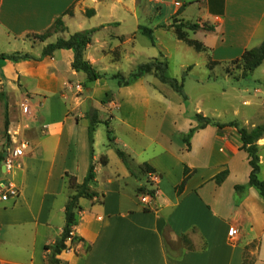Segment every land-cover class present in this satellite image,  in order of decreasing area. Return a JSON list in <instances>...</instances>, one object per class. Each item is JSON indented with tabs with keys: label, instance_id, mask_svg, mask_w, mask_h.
Masks as SVG:
<instances>
[{
	"label": "crops",
	"instance_id": "1",
	"mask_svg": "<svg viewBox=\"0 0 264 264\" xmlns=\"http://www.w3.org/2000/svg\"><path fill=\"white\" fill-rule=\"evenodd\" d=\"M81 1L0 0V38L23 44L0 54L21 51L41 56L49 42L28 35L46 31L72 5L73 15H63L66 26H77L72 33L85 30ZM168 1L175 6L171 15L179 12L182 22L214 27L192 31L214 63L240 60L264 41V0ZM82 2L89 6V0ZM193 7L197 14L188 18ZM59 36L56 33L52 42ZM37 43L40 49L32 51ZM73 60L72 49H59L39 60L0 63V96L11 99L10 112L27 99L34 113L23 118V125L11 120L9 126L11 138L26 139L29 147L12 174H5L3 167L0 171V183L14 180L20 190L15 199L0 197V264H48L46 246L61 237L72 193L64 175L68 172L82 183L89 170V100L99 119L106 121L101 113L108 114L103 104L109 98L113 108L109 123L119 120L132 137L124 147L132 158L133 173L109 140L97 149L96 130V177L91 188L98 195L80 198L82 209L74 227V234L91 248L86 252L84 242H69L70 247L58 256L61 264H243L252 243L253 264H264V199L255 187H248L242 196L235 189L247 184L251 173L240 142L208 125L194 134L188 150L182 134L197 122L187 115L186 106L171 100L165 103L161 81L152 84L144 76L128 86H118L108 77L89 82L84 72L73 68ZM255 90L264 94V87ZM113 135L116 145L118 136ZM105 155L107 164L102 163ZM144 162L156 172L145 173ZM185 164L196 172L178 194ZM224 169L229 174L218 184L214 177ZM153 175L159 177L156 196L143 194L147 196L141 200L137 190ZM232 229L237 230L233 237ZM183 235L193 241V248L168 249L167 237L178 242Z\"/></svg>",
	"mask_w": 264,
	"mask_h": 264
},
{
	"label": "rangeland",
	"instance_id": "2",
	"mask_svg": "<svg viewBox=\"0 0 264 264\" xmlns=\"http://www.w3.org/2000/svg\"><path fill=\"white\" fill-rule=\"evenodd\" d=\"M82 1L79 3L80 6L84 7L82 28H97L93 34L92 42L86 48L85 57L99 72L107 75L122 74L128 76L138 64L164 54L169 63L168 75L179 82H183V90L189 97V102H184L178 92L173 90L169 84L162 82L165 86H161L162 88L159 90L163 93L164 99L166 97L165 103L171 100L177 105L186 106L187 111L199 112L223 122L236 120L249 130L258 125H264V94L255 90L264 87V64L247 75H252L251 82L250 77L244 76L243 59L214 63L208 58L206 50L200 51L195 47L192 31L182 24L179 12L171 15L175 6L168 0H89V6H84ZM88 9H94L95 14L87 16L86 11ZM192 13L196 15L197 8H191L187 17L193 18ZM74 28L77 26L72 27V29L67 27V31L59 32L61 36L58 38H68L72 34L70 30H74ZM146 28L153 31L154 43L145 33ZM54 35L47 39V43L54 40ZM188 41H192L193 44H189ZM20 46H23L20 42L8 40L5 36L0 38V50L2 51L17 50ZM39 49L40 43H37L31 50L36 52ZM144 76L152 84L160 81L154 72ZM116 80L111 79L110 81L113 83ZM80 91V93L87 95V92H82L81 89ZM10 100L3 95L0 96L1 142L6 140L4 136L6 109L9 113L10 122L11 120L17 121L19 125L24 124V117L30 118L34 114L27 99L16 104L10 112L8 109V101ZM111 100V98L106 99L103 104L108 114L101 113L102 116L107 117L108 121L109 113L113 109L109 105ZM24 105H28L27 113L22 110ZM154 105L158 106L159 104L154 103ZM117 113L118 110H115L114 114ZM155 115L154 113L152 120L156 119ZM109 128L118 136L116 145L112 147L114 153H116V148L125 151L124 142L127 139L130 140L131 135L125 131V127L119 120H114L113 123L109 124ZM152 128L153 124L150 126V130ZM97 130V149L100 150L108 142V127L102 121L98 123ZM8 134L10 135L9 130ZM16 134H20V137L25 136L22 133ZM220 135L226 136L228 139L238 140L241 147V136L236 128H224L220 130ZM263 138L264 136L261 139ZM10 139L14 147L16 140L11 138V135ZM261 139L257 141L261 167L259 176L264 180V141H260ZM132 165L134 166L133 161ZM157 177L158 175H154L149 178L151 180L150 189H155L158 181L154 178ZM138 195L141 196V200L147 196ZM149 196L152 197V195ZM179 241L175 242L167 237L168 249L193 248L195 246L189 236L187 242ZM253 246L254 243L250 246L251 251L255 250ZM251 251H248L249 255L251 258H255Z\"/></svg>",
	"mask_w": 264,
	"mask_h": 264
},
{
	"label": "trees",
	"instance_id": "3",
	"mask_svg": "<svg viewBox=\"0 0 264 264\" xmlns=\"http://www.w3.org/2000/svg\"><path fill=\"white\" fill-rule=\"evenodd\" d=\"M73 7L72 5L68 8L65 14L73 15ZM94 9H88L86 11V15H94ZM63 15L58 17L54 23L43 33L37 34H29L28 38L39 41H46L53 34L67 31V26L63 20ZM189 30L198 31L199 29L213 30L214 27L212 25L199 23H190V22H182ZM97 30V28H90L85 30H80L72 33L68 38H58L55 42L48 43L42 50L41 56L36 57L30 52H21L15 51L11 53H1L0 54V63L5 62L6 60L10 61H20L26 59H41L45 56H52L56 50L59 49H72L74 51V60H73V68L78 72H84L87 75V80L89 82H93L98 78L108 77L109 79H117L118 86H128L134 81L140 79L145 74L154 72L160 79L161 82L169 84L173 90L178 92L180 96L183 98L184 102H189L188 95L183 90V82H179L177 79L172 78L168 75L169 63L164 54H161L159 57H154L152 59L147 60L146 62L138 64L136 69H134L128 76H124L122 74H113L107 75L105 73L99 72L94 65L85 57V51L87 46L92 42L93 34ZM145 33L153 40V31L149 28L145 29ZM189 44H193L192 41H188ZM195 47L200 50H206L201 42L194 40ZM244 62V76L251 74L255 69H257L264 62V41H262L258 46L248 49L243 55ZM90 119L89 126V141H90V166L88 173L82 183H79L77 177L66 172L64 175L67 186L72 190L70 194L69 201L66 205L65 209V225L63 228V232L61 234L60 239L54 245H47V260L48 264H61V259L58 257L64 250L70 247V243L84 242L86 245V252H88L91 248L90 244L86 243V241L74 234V227L78 223L79 212L82 209L79 200L81 197L86 198H94L97 196V192L92 190L91 184L94 182L96 177L95 171V163H94V143H95V132L97 130V125L99 122H102L98 117V112L93 105L92 100H89V110L87 113ZM187 115L196 120L197 125L190 128V130L182 134V140L186 143L187 149L191 148L190 140L194 136V134L202 128H205L208 125H213L218 128V130H222L226 127H234L237 129L241 136L242 145L240 147L241 150H244L248 153L249 162L251 166L250 178L247 184H238L235 186L236 192L239 196H242L246 189L250 186L255 187L262 198L264 199V180H262L259 176L260 173V157L258 154V145L257 141L264 136V125H258L254 129L249 130L246 127L242 126L238 121L231 120L228 122H223L220 120H216L209 116L203 115L199 112L190 113L189 110ZM108 127L107 137L112 146H115V137L113 135L112 130L109 128V121H104ZM10 125L9 113L6 109L5 113V137L6 140L2 142V147L0 148V171L2 170L3 161L6 157L7 147L11 144L10 135L8 134ZM3 136V140H4ZM116 152L118 156L122 159V161L126 164V166L133 173V169L131 166L132 158L131 156L124 150L120 148H116ZM102 163H108V157L105 155L102 157ZM141 169L145 173L153 174L155 169L147 162L141 164ZM196 172L195 169L190 168L186 164L184 165V174L182 181L176 186V191L178 194H181L186 186L187 181L191 178V176ZM229 174L228 169H224L215 175L214 180L221 184L225 181ZM151 180L148 179L147 183L138 188V194H148L152 195V197L156 196L157 190L150 189L149 184ZM181 239L185 242L188 241V236L183 235ZM192 248V247H188ZM249 249V247H248ZM248 249L244 255L243 264H253L255 258H251L248 253Z\"/></svg>",
	"mask_w": 264,
	"mask_h": 264
},
{
	"label": "built area",
	"instance_id": "4",
	"mask_svg": "<svg viewBox=\"0 0 264 264\" xmlns=\"http://www.w3.org/2000/svg\"><path fill=\"white\" fill-rule=\"evenodd\" d=\"M177 5H180L179 2H176ZM23 112H28V105L22 107ZM1 142V137H0ZM29 147V143L26 139L18 140L13 147V144L7 147L6 157L3 161L2 167L4 168L5 174H12L17 168L20 167L19 158L25 154ZM154 176V175H153ZM158 180L159 177L154 178ZM20 190L18 185L14 180H2L0 183V197L2 200L15 199L19 196ZM237 233V230L232 229L230 231V236H234Z\"/></svg>",
	"mask_w": 264,
	"mask_h": 264
},
{
	"label": "water",
	"instance_id": "5",
	"mask_svg": "<svg viewBox=\"0 0 264 264\" xmlns=\"http://www.w3.org/2000/svg\"><path fill=\"white\" fill-rule=\"evenodd\" d=\"M4 169V168H3Z\"/></svg>",
	"mask_w": 264,
	"mask_h": 264
}]
</instances>
